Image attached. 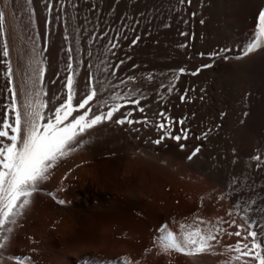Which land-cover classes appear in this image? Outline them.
<instances>
[{
  "label": "rangeland",
  "instance_id": "1",
  "mask_svg": "<svg viewBox=\"0 0 264 264\" xmlns=\"http://www.w3.org/2000/svg\"><path fill=\"white\" fill-rule=\"evenodd\" d=\"M245 1L48 0L49 13L45 0H32L31 5L27 0H11L17 27L11 33L6 25L9 14L2 9L0 116L11 103L5 60L11 62L18 104L33 101L35 91L43 87L46 116L66 95L70 56L76 73L74 105L91 76L98 89L90 102L93 113L98 114V108L107 112L118 103L121 109L114 119L131 112L129 119L149 121L132 125L106 121L85 132L82 138L87 140L71 145L74 151L50 169L49 178L39 184L30 206L17 219L7 247L0 251L2 264L21 260L25 264H123L125 259L129 264H257L249 257L236 260L238 253L233 250L238 241L251 246V237L242 240L249 221L235 204L247 208L258 232L264 217L257 209L264 206V183H258L257 177L258 171H264V97L254 96L242 70L231 66L248 58L244 50L258 26V19L249 20L242 35L244 46L237 44L243 40L234 44L233 19ZM262 2L248 0L252 8ZM135 37L139 42L132 44ZM5 38L7 58L2 55ZM15 43L26 81L21 84L28 86L29 93L23 92L15 70ZM171 61L181 64L173 66ZM41 67L45 69L42 82ZM136 99L139 106L132 102ZM83 112L78 109L73 116ZM166 117L171 118V132H187V139L177 142L164 136L160 144L153 143L163 135L155 125H167ZM153 147L166 154L153 153ZM197 147L200 151L189 159ZM110 159L117 166L109 168ZM250 199L256 203L249 205ZM164 225L165 232L174 233L181 243L186 233L196 229L216 239L209 242L208 251L195 255L165 251L159 241ZM241 226V237L229 235Z\"/></svg>",
  "mask_w": 264,
  "mask_h": 264
},
{
  "label": "snow or ice",
  "instance_id": "2",
  "mask_svg": "<svg viewBox=\"0 0 264 264\" xmlns=\"http://www.w3.org/2000/svg\"><path fill=\"white\" fill-rule=\"evenodd\" d=\"M27 3L31 5L32 0H27ZM45 3L47 11L51 13L52 5L48 0H45ZM30 11L34 14V10L30 9ZM4 36L5 13L0 11V38ZM64 39L67 40L68 37L65 36ZM139 39V37H135L131 43L136 44ZM117 46L112 44V48ZM181 46L183 47V45ZM262 47H264V11L259 14L257 30L252 42L244 50V55L247 56ZM71 51L72 49L69 48L68 52L70 53ZM2 55L5 58L9 56L6 38L2 40ZM4 63L6 64L5 75L8 78L9 85L12 86L7 89L11 94V103L5 107L4 115L0 116V250L7 247L10 234L14 230L13 226L17 223V219L24 214L25 209L30 206L31 197L40 190L39 184L48 179L50 169L55 166L60 158L74 151L71 145L77 143L78 137L106 121L119 125L149 123L147 119L143 121L129 119L128 117L132 116L131 112L127 114L121 113L120 117L114 119L115 114L120 112L121 109V105L118 103H113L107 112L98 108V114L93 113L90 102L97 97L98 89L94 86L91 76L85 81L86 91L74 105L73 101L76 95L74 77L76 73L73 70L70 56L66 67L71 74L64 81L66 95L59 106L55 107L51 112V115L46 117L42 109L47 107V103L43 100L33 103L30 99H26L23 105L18 104L17 90L12 84L13 69L11 62L5 60ZM37 63L42 64V61H37ZM120 63H123V61H120ZM208 66L210 65H205V67ZM179 71L183 72L184 69L181 68ZM44 72L45 69L41 67L38 77L41 82ZM129 79H134V77H129ZM41 94L46 95V93H42V90L37 93V95ZM114 99L119 100L120 97L116 96ZM181 99H184V97H181ZM132 102L138 106L141 103L140 99ZM78 109L84 110L83 114L73 116V113H76ZM138 110L141 113L145 111L142 106ZM156 115L165 117L163 112H158ZM166 119L168 120L167 125L165 123L155 125L158 130H163V135L161 139H156L153 143L160 144L164 136L177 142L181 139H187V132H184L183 135H174L171 132V118L166 117ZM45 120L47 122H44ZM177 123L183 124L184 120H179ZM199 151L200 149L197 147L188 158L191 159ZM256 159L259 160L260 157L257 156ZM59 203H64V201L61 200ZM255 203V200L250 199L248 201L249 205ZM235 207L244 211V219L249 221V230L247 235L242 237V240H247L251 237V246L241 241H238L233 246V250L238 253L235 259L240 260L243 257H249L256 261L257 264H264V219L260 223V231L258 232L256 230V222L251 221L247 214V208H241L239 203H236ZM258 211L264 213V206L259 207ZM165 229H167V225L161 227V235L159 237V241L165 251L173 249L186 255H195L208 251L212 246L209 242L216 239L214 235L204 236L201 234L200 229H196L193 232L186 233L183 243H181L177 240L174 233L165 232ZM229 235L241 237L242 226L241 230L229 233ZM19 264H25V262L21 260ZM123 264H129V262L125 259Z\"/></svg>",
  "mask_w": 264,
  "mask_h": 264
},
{
  "label": "bare ground",
  "instance_id": "3",
  "mask_svg": "<svg viewBox=\"0 0 264 264\" xmlns=\"http://www.w3.org/2000/svg\"><path fill=\"white\" fill-rule=\"evenodd\" d=\"M1 1V3H2V6H1V10L0 11H2V9L7 13L6 15L8 16V14H9V16L7 17V18H9V21H8V19H7V21L9 22V24H6V25H8V27L10 26V29H9V33H11V31H12V29H13V31H15V29L17 28H15V25H14V23H15V17H14V15H13V9H12V3H11V0H0ZM223 1V0H222ZM233 2V1H232ZM246 3H244V4H242L241 6H240V9H239V12L234 16V19H233V27H234V29H233V32H232V34H231V36H232V39H234V44H236L237 42H241V40H243L241 43H237V44H240V45H243V43L245 42V40H244V38H243V34H245V29H246V25L247 24H249L248 22H249V20H256V19H259V14H260V12H262V11H264L263 10V8H264V0H263V2L259 5V6H255L254 8H252V7H250L249 6V4H248V0H246L245 1ZM0 3V4H1ZM214 4H216V3H214ZM224 5H225V3H224ZM214 7H216V6H214ZM222 7V6H221ZM209 9V8H208ZM212 9V8H211ZM216 9V8H215ZM208 11V10H207ZM216 12V11H215ZM210 13H211V10H210ZM213 13V12H212ZM214 14V13H213ZM16 16V15H15ZM17 18V17H16ZM228 19V18H227ZM232 21V20H231ZM17 23V22H16ZM15 28V29H14ZM227 28H228V26H227ZM17 30V29H16ZM224 30V29H223ZM17 32V31H16ZM19 32V31H18ZM13 34H15L14 32H12ZM13 34H10L11 35V37H12V40H13V38L15 39V37H14V35ZM17 35V34H16ZM23 35V34H22ZM19 37H20V35H18ZM24 36V35H23ZM177 38V37H176ZM241 38V39H240ZM11 39V38H10ZM17 39H18V37H17ZM20 39V38H19ZM220 40V39H219ZM13 42H14V40H13ZM233 43V42H232ZM249 43V42H248ZM13 44V43H12ZM247 44V43H246ZM16 45V43L14 44V45H12V46H14V47H12V50H14L13 51V60H14V65H15V67L17 66V68L15 69L16 70V73L18 74V75H20L19 76V80L21 81L20 82V85H22L23 83H26V81H25V79H23V75L21 74V67H20V61H19V47H16L15 46ZM248 45V44H247ZM244 46V45H243ZM242 46V47H243ZM246 46V45H245ZM238 50V49H237ZM256 52V51H255ZM237 53V52H236ZM257 54L256 55H253V54H255L254 52L252 53V54H249L251 57H253V58H249V55L248 56H245L244 58L246 59V57H248L246 60H244V61H242V63H236V64H234V65H231L233 68L234 67H236V68H239V69H241L242 71V73L244 74V77L247 79V82H248V84H249V86H250V88H251V92L253 93V95L254 96H258V97H264V87L263 86H260V85H264V47H262V48H260L257 52H256ZM19 54V55H18ZM40 54V53H39ZM239 54L241 55L242 54V52L240 53L239 52ZM238 54H236V56H237ZM253 55V56H252ZM21 59V58H20ZM232 59V58H231ZM42 60V59H41ZM169 60V59H168ZM12 61V60H11ZM179 61V60H178ZM43 62V61H42ZM174 61H171L169 64H171L172 65V63H173ZM16 63V64H15ZM13 64V63H12ZM168 64V65H169ZM181 64V62H177V61H175L174 63H173V66H177V65H180ZM222 64V63H221ZM167 65V66H168ZM220 65V64H219ZM45 66V65H44ZM164 66H166V65H164ZM223 66V65H222ZM225 66V65H224ZM196 67V66H195ZM226 68H229V71L231 72L232 71V69H230V65L229 66H227ZM17 69H18V71H17ZM220 70V69H219ZM222 71H223V68H222ZM31 73V72H30ZM220 73V72H219ZM52 74V73H51ZM18 75H17V77H18ZM22 75V76H21ZM30 75V74H29ZM220 75V74H219ZM221 76V75H220ZM219 76V77H220ZM28 77L29 76H27L26 78L28 79ZM33 77V76H32ZM31 77V78H32ZM36 77V76H35ZM32 79H34V78H32ZM159 79V78H158ZM162 79V78H161ZM219 79V78H218ZM18 80V81H19ZM29 80V79H28ZM31 80V79H30ZM220 80V79H219ZM37 81H39V80H37ZM23 82V83H22ZM22 83V84H21ZM37 83V82H36ZM29 83H27V85H28ZM31 84H32V82H31ZM161 84V83H160ZM24 85V84H23ZM22 85V88H24V89H22V90H24L23 92H27V93H29L30 91L26 88V87H28V86H23ZM39 86V85H38ZM34 87V86H33ZM31 88H32V86H31ZM33 89V88H32ZM37 89V88H36ZM29 92H28V91ZM41 90H42V93H43V90H44V88L43 87H38V90H37V92L35 91V93L36 94H33L34 96H33V103H37V102H39V101H41V100H43L44 102H45V97H43V94H41V95H37V93L38 92H41ZM250 90V89H249ZM33 92V91H32ZM27 93H25V94H27ZM44 93H46V92H44ZM248 93V92H247ZM53 94V93H52ZM251 94V93H250ZM28 95H30V94H28ZM32 95V94H31ZM24 96H26V95H24ZM251 96V95H250ZM31 97V96H30ZM30 97H28V98H30ZM51 97V96H50ZM230 97V96H229ZM24 99H26V98H24ZM53 99V98H52ZM251 99V98H250ZM31 100V99H30ZM252 100V99H251ZM255 101H256V99H254ZM260 100V98L258 99V101ZM23 101H25V100H23ZM252 102V101H251ZM254 102V101H253ZM261 102V101H260ZM51 104V103H50ZM53 104V103H52ZM54 105V104H53ZM250 105V104H249ZM50 106H52V105H50ZM253 106H254V104H253ZM252 106V107H253ZM53 107V106H52ZM256 108V107H255ZM3 110V109H2ZM256 110V109H255ZM53 111V110H52ZM253 111H254V109H253ZM257 111V110H256ZM49 112H47V114H48ZM47 114H46V116H47ZM251 114V113H250ZM255 114V113H254ZM256 114H258V113H256ZM260 114V113H259ZM49 115V114H48ZM253 116V115H252ZM257 116H255V117H253V118H256ZM252 118V119H253ZM259 118V117H258ZM257 119V118H256ZM251 120V119H250ZM253 122V121H252ZM257 123V122H256ZM254 126V125H253ZM257 132H258V130H257ZM91 135V134H90ZM87 137V136H86ZM85 136H83V138H82V135L80 136V137H78V141H80V139L82 138V139H84V138H86ZM81 139V140H82ZM85 140H87V138L85 139ZM77 141V143L79 144L80 142H78ZM84 142V141H83ZM82 142V143H83ZM264 142V141H263ZM77 143H75V145L77 144ZM74 145V144H73ZM72 145V146H73ZM74 145V146H75ZM86 145V144H85ZM71 146V147H72ZM147 148V147H146ZM172 150H173V148H172ZM152 152L153 153H155V154H158V155H162V154H166V152L163 150V149H160V148H152ZM177 152V151H176ZM176 152L174 153V154H176ZM169 153V152H168ZM172 153H173V151H172ZM171 153V154H172ZM71 154V153H70ZM246 154V153H245ZM70 156V155H69ZM174 156V155H173ZM111 160V159H110ZM109 160V161H110ZM113 163H112V162ZM110 161V164H109V168L110 167H115V165L117 164L116 163V161H113V159ZM59 162V161H58ZM57 163V162H56ZM116 163V164H115ZM104 166V165H103ZM117 166V165H116ZM253 166V165H252ZM255 168V167H254ZM108 169V168H107ZM111 169H114V168H111ZM253 170V169H252ZM107 171V170H106ZM263 170H261V171H258L257 172V177H258V183H264V181H263V179H264V175H263V172H262ZM254 177V176H253ZM49 178V177H48ZM254 179V178H253ZM252 179V180H253ZM251 180V179H250ZM244 181V180H243ZM254 181V180H253ZM50 182V181H49ZM256 182V181H255ZM253 183V182H252ZM251 183V184H252ZM257 183V182H256ZM46 184V183H45ZM256 185V184H255ZM264 188V187H263ZM54 190V189H53ZM259 191V190H258ZM260 193V192H259ZM264 193V192H263ZM262 193V194H263ZM210 196V195H209ZM211 197V196H210ZM213 197V196H212ZM260 197H262V195H260ZM263 198V197H262ZM208 199V198H207ZM212 199H214V198H212ZM210 200V199H209ZM207 202H209V201H207ZM206 202V203H207ZM211 202V201H210ZM207 205V204H206ZM211 205V204H210ZM260 206V205H259ZM262 207V206H261ZM256 208H257V206H256ZM258 209V208H257ZM256 209V210H257ZM255 210V211H256ZM259 212V211H258ZM257 212V213H258ZM261 213V212H260ZM258 216V215H257ZM262 217V216H261ZM260 218V217H259ZM258 218V219H259ZM263 219H264V217H263ZM262 219H260V221H261ZM215 225V224H214ZM213 227V226H212ZM231 231V230H230ZM233 231V230H232ZM1 251V250H0ZM3 253V252H2ZM1 254V253H0ZM1 256H2V254H1ZM3 257V256H2ZM2 262H3V260L1 259V257H0V263L2 264Z\"/></svg>",
  "mask_w": 264,
  "mask_h": 264
}]
</instances>
